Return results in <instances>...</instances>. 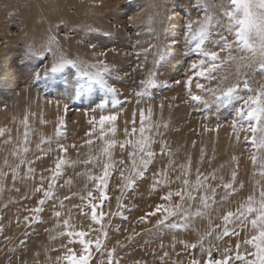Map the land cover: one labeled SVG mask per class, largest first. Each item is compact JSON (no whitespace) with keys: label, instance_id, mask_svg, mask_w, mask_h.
Segmentation results:
<instances>
[{"label":"rangeland","instance_id":"1","mask_svg":"<svg viewBox=\"0 0 264 264\" xmlns=\"http://www.w3.org/2000/svg\"><path fill=\"white\" fill-rule=\"evenodd\" d=\"M177 2L0 0V172L4 173L0 176V264H69L66 257L79 258L83 246L78 243L80 237L61 234L68 231H83V239L103 241L99 251L94 244L90 246L89 264H108L107 254L112 249V264H191L193 259L204 264L207 252L202 254L199 245L193 249L185 244L197 243L210 230L213 235L205 237L204 247L219 249L213 251L214 258L222 257L226 248L234 250L238 241L241 252L251 250L243 244L245 236L255 234L250 225L244 229L229 223V233L235 230L239 237L230 234L217 240L216 236H222L221 217L225 212L235 211L249 195L258 199L264 188V175L260 174L264 167L259 161L253 165L252 146L244 141L250 133L240 131L239 124L233 129L236 108L264 87V72L243 67L238 60H227V51L208 44L205 50L218 52L220 67L206 74L208 78L195 76L192 63L205 58L190 50L195 42L185 44L184 25L189 15L195 20L198 13L190 0H182L174 9ZM214 2L219 4L221 0ZM195 3L205 6L204 0ZM212 11L218 15L220 10ZM50 36L56 38L58 47L53 45V50L57 55L62 53L68 59L90 64L103 60L110 70L105 79L116 93L94 86L91 95L74 98V85L80 78L70 67L57 76L53 85L51 74H45L54 63L53 55L44 47ZM165 47L161 60L159 50ZM30 51L36 55H30ZM100 52L105 55L100 56ZM231 55L243 53L232 51ZM149 73L156 74V87L141 83ZM189 77L192 80L186 86ZM197 83L203 88L198 89ZM237 85L232 102H213L214 95ZM145 90L146 95L137 97V91ZM189 91L208 100L209 106L191 100ZM114 97L120 101L116 107L112 106ZM102 102L104 107H98ZM141 110L146 117L144 135L149 137V150L154 153L143 178L131 172L128 154L134 151L132 146L119 147L127 140L140 139ZM103 115L117 117L103 125L104 140L117 142L107 158L101 154L104 140L99 119ZM112 128L115 133L110 131ZM23 148L28 151L23 152ZM21 158L24 164H20ZM60 160L64 163L60 175H56L55 166ZM87 160L92 162L85 164ZM105 162L112 167L104 188L107 199L101 202L98 183L89 176H102ZM17 164L13 180L12 170ZM28 168L33 171L29 173ZM122 169L125 177L135 176L132 188L126 187ZM233 171L237 173L235 181ZM198 174L217 188L215 202L210 201L202 216L195 215L202 208L200 193H194V201H180L175 195L184 190L185 178L192 184ZM213 175L215 179H211ZM49 183L53 195L44 197ZM223 183H232L233 188L226 192L222 186L217 187ZM38 186L41 192L35 191ZM89 191L92 197L87 196ZM169 192L173 193L171 199L163 200ZM40 199L45 200L43 211L31 212ZM177 203L186 208L192 205L191 218L184 220L177 214L165 221V225L176 223L177 227L157 226V220L163 219V211H156L157 206L163 209ZM92 204L97 205L100 224L91 219ZM57 211L60 217L54 215ZM101 211L105 213L102 218ZM153 211L155 215L140 219ZM25 216L29 221L23 219ZM64 220L69 221L68 228L63 226Z\"/></svg>","mask_w":264,"mask_h":264},{"label":"snow or ice","instance_id":"2","mask_svg":"<svg viewBox=\"0 0 264 264\" xmlns=\"http://www.w3.org/2000/svg\"><path fill=\"white\" fill-rule=\"evenodd\" d=\"M182 0H178L176 4H174L173 8L179 6V3ZM192 7H195L198 13L197 19L193 20L189 18L184 25V38L185 44L190 46L193 42H195V48L191 49V51L198 53L201 57L205 59H200L198 62H194L191 65V68L195 70V76L208 78L206 74H210L215 72L220 64L217 63V60L220 59L217 51H207L205 50L208 44H212L214 47H218L221 52L227 51L229 53L227 60H238L242 62L243 67L255 68L260 72H264V0H221V3L216 4L214 0L209 4L208 0H204L205 6H200L195 3V0H190ZM212 9H219V14L217 15ZM92 31V29H89ZM229 36H232V39L229 40ZM216 37V39H213ZM53 45H57L56 38L54 36H50L49 40L45 44V51L53 55L54 63L50 69L45 70V74H51V79L53 85L57 82V76L62 74L66 67H70L76 70V75L80 79L74 85V98L80 97L84 98L91 95L94 91V86H98L101 89L108 91L109 93L115 94L116 89L111 87L107 80L105 79V75L110 72L109 68L105 65L103 60H98L94 64H90L84 61H78L75 59H68L62 53L57 55L56 51L53 50ZM58 47V45H57ZM90 47H95L94 45H90ZM145 52H148L149 49H145ZM160 51V59H163V54L167 51V48H162ZM232 51H239L243 53L241 56H233L231 55ZM30 55H36V53H32L30 51ZM100 56H104V52L99 53ZM43 59L44 57H40ZM142 67V66H141ZM95 69V70H94ZM39 75V73H36ZM155 73H149V77L146 81H141L142 84H149L151 87H156L157 85L154 83ZM192 77H189L188 81H186V86L190 85ZM179 83V81H176ZM245 88H248L247 82L244 83ZM196 87L198 89H202L203 85L197 83ZM237 86L229 87L227 90L221 91L220 95L213 96V102L218 104H227L233 101L234 93L237 91ZM145 91H137V97H141L146 95ZM189 96L191 100L203 102L205 107L209 106V101L203 99L199 95H191L189 91ZM187 102V101H185ZM120 103L119 100L113 98L112 106L116 107ZM67 107V105L65 106ZM98 107L103 108L104 103H100ZM236 117L233 119V129L236 130L237 124H239L240 131L245 133H250V135L244 136V141L247 144L252 146L251 150V161L255 166L259 161L261 166L264 167V87L257 90L254 95L249 96L247 99H244L243 104L236 108ZM148 115H151V110L149 109ZM117 119L115 115H103L99 119V123L101 125V139L104 140L103 134V125L105 122H114ZM146 117L144 111L141 110L140 113V121L141 126L139 128L140 139L131 141L127 140L123 143L119 144L121 149L125 148L126 144H130L134 151L129 152V158L131 162V172L135 174V176H139L143 178L145 171L148 169V166L153 162L152 158L154 153L149 150L150 147V139L148 136H145V127L144 121ZM25 125H27V117L24 120ZM93 123V121H90ZM158 127V126H157ZM166 127V125H165ZM113 133H115V128L110 129ZM136 129L133 128L132 132L135 133ZM3 133V130L0 129V134ZM125 133L128 134V130L125 129ZM61 134L60 128L56 129V135L59 136ZM27 131L25 132V139H27ZM89 144L92 141H88ZM115 140H104V146L101 149V154L107 158L110 156V149L116 146ZM60 150L63 152L65 149L63 146H60ZM23 152H27V148L22 149ZM163 151V146H162ZM259 153V155H257ZM139 154V160H137V155ZM13 155H16L14 152ZM235 159V158H234ZM91 160L84 161L85 164L91 163ZM7 163V161H5ZM25 160L23 158L20 159V164H24ZM30 163V162H29ZM64 163V160H60L55 166V174L60 175L61 165ZM120 163H124L121 161ZM110 165L105 162L103 165V175L102 176H89V179L95 180L98 183L97 190L99 191V200L103 202L107 199L104 188L106 187V180L110 176ZM19 168V164H17L13 168V180L16 179L17 169ZM33 171L32 168H28V172L31 173ZM264 175V172L260 173ZM4 173L0 172V176H3ZM159 175V174H156ZM184 175L187 176V170H185ZM232 180L235 181L237 173L235 171L232 172ZM135 176H124V170H121L122 179L126 180V187L132 188L135 182ZM211 179H215L213 175ZM208 178L205 177L204 180L201 179L200 175H197V179L194 183L190 184L188 179H184L183 183L185 185L184 190L177 191L175 195L180 198V201H184L187 199L188 201H194L197 199L194 193L199 194V201L202 205V208L196 210V216H202L206 214V211L210 207V201L215 202V193L217 188L211 187L207 183ZM159 183V181H157ZM223 187L227 192L229 189L233 188L232 183H223L222 185H217V187ZM53 185L49 183L48 189L43 191L44 197H51L53 195L52 192ZM36 192H41L42 187L38 186L35 188ZM93 193L89 191L87 193L88 197H92ZM173 193L169 192L166 196H163V200H170ZM68 197H65L67 199ZM84 199V197H81ZM223 198L221 199V203H223ZM38 206L31 209L33 213H39L43 211L42 205L45 204L44 199H40L38 202ZM118 206H122L119 205ZM97 205L92 204L91 208L93 209L91 219L93 222L100 224L101 220L98 219L97 213L95 211ZM191 208L192 205L189 204L187 208L183 205V203H177L174 207L167 206L161 209V206H157L156 211H163V219L157 220V226L165 225V221L168 220L169 217L175 216L177 214L180 215L181 219L187 220L191 218ZM156 211L146 214L145 217H140V219L146 220L147 216L155 215ZM54 215L56 217H60V212H55ZM105 215L102 211L99 213V216L102 218ZM25 221H29V216H25L23 218ZM224 227L223 233L221 235H217L216 239L220 240L222 237H226L228 235H235L239 237L240 233L233 230L232 233H229L227 225L229 223H236L239 227L247 229L248 226H251V229L254 230L255 234L250 238L245 236L243 240V244L246 246H250L251 250L245 249L244 252H241V243L238 241L235 245V249L233 250L231 247L224 249V254L220 258L213 257V251H219L214 246L205 249L204 247V239L205 237H211L213 235L212 231H207L203 235H201L199 241L197 243H193L191 245L185 244V247H190L195 249L198 245L200 247L201 253L203 254L205 251L207 252V259L204 261V264H233V261L240 262V264H264V188H261L259 191V198L257 199L254 195H249L245 202H242L239 207L235 211H226L225 214L221 217ZM63 226L68 228L69 221L64 220ZM170 227H177L176 223H172L171 225H165ZM103 227V226H102ZM215 228H220L221 225H215ZM2 230V229H0ZM62 235H67L72 237L75 235L76 237H80L78 243L83 246V254L77 258L76 255H70L66 257L69 264H89V260L91 258V252L89 251L90 246L94 244L96 250H100L103 244V241L99 238L85 240L82 237L86 235L85 232L79 231L73 233L72 231H68L66 233H61ZM103 235H107L106 232ZM71 242V241H70ZM71 252V249H69ZM114 249L108 251V264H112ZM191 264H201L199 260L193 259Z\"/></svg>","mask_w":264,"mask_h":264},{"label":"bare ground","instance_id":"3","mask_svg":"<svg viewBox=\"0 0 264 264\" xmlns=\"http://www.w3.org/2000/svg\"><path fill=\"white\" fill-rule=\"evenodd\" d=\"M171 144V143H170ZM48 238V237H47ZM38 239H42V236L41 237H39ZM42 241V240H41ZM48 242H49V240H48ZM38 251V250H37ZM39 252V251H38ZM39 254V253H38ZM37 254V255H38ZM43 254V253H42ZM45 256V255H44ZM39 257V256H38ZM43 258V257H42Z\"/></svg>","mask_w":264,"mask_h":264}]
</instances>
